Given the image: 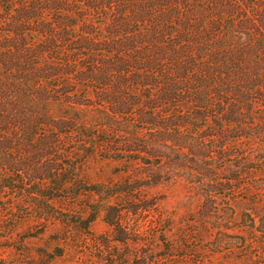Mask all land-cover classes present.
<instances>
[{"label": "trees", "instance_id": "trees-1", "mask_svg": "<svg viewBox=\"0 0 264 264\" xmlns=\"http://www.w3.org/2000/svg\"><path fill=\"white\" fill-rule=\"evenodd\" d=\"M260 137L264 0H0V224L147 211L182 182L211 213ZM98 163L127 171L113 184Z\"/></svg>", "mask_w": 264, "mask_h": 264}, {"label": "rangeland", "instance_id": "rangeland-1", "mask_svg": "<svg viewBox=\"0 0 264 264\" xmlns=\"http://www.w3.org/2000/svg\"><path fill=\"white\" fill-rule=\"evenodd\" d=\"M236 149L252 153L249 164L256 169L239 182L224 175L223 182L234 191L218 199L211 213L195 201L193 185L186 182L164 184L149 190L147 198L139 197L138 204L152 206L147 211L120 213L116 207L99 214L93 208L67 213L56 203L61 212L56 226L37 217L4 219L0 264H264V137L252 147L245 142ZM124 171L121 164L91 166L92 173H105L113 184ZM159 215L169 232L149 255L155 242L149 241L153 230L148 223ZM118 219L123 220L120 229L107 223Z\"/></svg>", "mask_w": 264, "mask_h": 264}]
</instances>
